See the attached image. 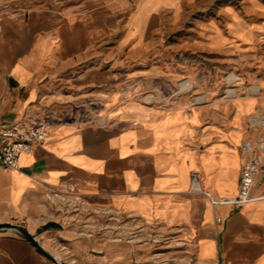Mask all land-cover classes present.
<instances>
[{
	"label": "crops",
	"instance_id": "1",
	"mask_svg": "<svg viewBox=\"0 0 264 264\" xmlns=\"http://www.w3.org/2000/svg\"><path fill=\"white\" fill-rule=\"evenodd\" d=\"M18 2L26 8L0 35V129L46 116L50 130L43 145L21 155L18 169L0 165V223L24 226L64 264H124L125 247L77 236L56 213L53 190L73 185L92 206L163 226L189 245L197 264H264V199H256L264 175L246 204H213L205 195L237 196L240 146L253 136L247 118L264 106L242 97L230 116L204 120L167 115L124 92L132 75L163 76L175 50L248 54L264 23L227 6L219 19L188 24L195 0L88 1L69 12L49 0ZM93 106L97 119L79 120L80 109ZM0 264L55 263L3 228Z\"/></svg>",
	"mask_w": 264,
	"mask_h": 264
},
{
	"label": "rangeland",
	"instance_id": "2",
	"mask_svg": "<svg viewBox=\"0 0 264 264\" xmlns=\"http://www.w3.org/2000/svg\"><path fill=\"white\" fill-rule=\"evenodd\" d=\"M49 1L53 8H69L65 10L69 12L80 10L88 1L97 7L102 2H109L113 6L117 0ZM260 1L263 7L253 9L248 0H195L191 4L193 10L190 11L188 24L211 17L219 19L221 9L227 6L236 8L244 15L254 18L255 23L261 24L264 23V0ZM25 8L18 0H0L2 27L4 22L18 19ZM172 38L173 35L169 40L172 41ZM245 52L246 50L240 49L238 57L232 58L230 55L206 52L198 48L175 50L172 53L173 65L164 64L163 76L154 77L149 72L132 75L124 81V92L128 100L139 101L167 115L183 111L186 115L198 114L204 120L230 116L234 109L233 100L242 97L255 99L264 106V33L256 36L249 53ZM232 76H235L234 80L231 79ZM253 86H259L261 91L254 93L251 90ZM199 98L204 100L200 102ZM255 114L264 115V110L250 116ZM98 116L96 106L81 108L79 120L91 121ZM249 117L247 127L250 130ZM78 198L53 197L56 213H62L71 220L77 236L94 240L105 247H125L126 253L121 256L125 260L124 264H197L189 245L163 226L143 222L118 211L102 210L86 203L80 196Z\"/></svg>",
	"mask_w": 264,
	"mask_h": 264
},
{
	"label": "built area",
	"instance_id": "3",
	"mask_svg": "<svg viewBox=\"0 0 264 264\" xmlns=\"http://www.w3.org/2000/svg\"><path fill=\"white\" fill-rule=\"evenodd\" d=\"M0 22V35L2 34ZM249 127L253 136L243 140L240 151L245 157V164L240 176L239 191L235 198L229 200H214L209 193L205 195L213 204L243 205L254 198L252 190L258 175H264V115L249 117ZM50 122L48 118L37 120L31 126H12L0 132V165L8 170L19 168V158L23 153H30L36 147L44 144L48 138ZM261 130V132L257 131ZM259 133V134H256ZM196 180V179H195ZM53 197H75L74 186L69 185L67 191L53 190ZM256 199H264V193Z\"/></svg>",
	"mask_w": 264,
	"mask_h": 264
},
{
	"label": "water",
	"instance_id": "4",
	"mask_svg": "<svg viewBox=\"0 0 264 264\" xmlns=\"http://www.w3.org/2000/svg\"><path fill=\"white\" fill-rule=\"evenodd\" d=\"M3 228H9L16 230L19 234H21L25 239H27L29 242H31L38 252L54 262L55 264H64L63 262L58 261L54 256H52L50 253H48L42 246L39 244V242L35 239L34 235H32L24 226L22 225H15L10 223H0V229Z\"/></svg>",
	"mask_w": 264,
	"mask_h": 264
},
{
	"label": "bare ground",
	"instance_id": "5",
	"mask_svg": "<svg viewBox=\"0 0 264 264\" xmlns=\"http://www.w3.org/2000/svg\"><path fill=\"white\" fill-rule=\"evenodd\" d=\"M231 79L234 80V79H235V76H232ZM251 90H252L254 93H259V92L261 91V89H260L259 86H253V87L251 88ZM203 100H204V98H199V99H198V101H200V102L203 101Z\"/></svg>",
	"mask_w": 264,
	"mask_h": 264
}]
</instances>
